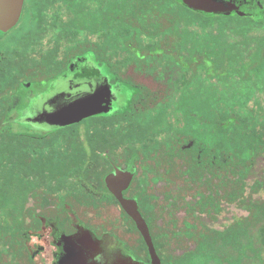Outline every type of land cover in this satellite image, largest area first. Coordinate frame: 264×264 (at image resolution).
I'll list each match as a JSON object with an SVG mask.
<instances>
[{"label":"flooded vegetation","instance_id":"af4514ba","mask_svg":"<svg viewBox=\"0 0 264 264\" xmlns=\"http://www.w3.org/2000/svg\"><path fill=\"white\" fill-rule=\"evenodd\" d=\"M86 1L87 4L84 9L90 18L89 20L95 21L96 16L98 20H103L105 16V0ZM158 1L166 3L172 1L185 5L183 0ZM214 1H218L224 5L225 10L215 12V14L221 15L236 14L245 16L241 15L239 10L242 11L247 5L253 6V2L250 0ZM258 1L264 4L263 0ZM70 4L72 3L69 0H32V2L24 0L19 18L23 16L27 18V15H32L34 12L39 15L38 10L40 9L41 16L39 19L42 26L51 17L52 19L57 17L58 19L67 20L72 17V7L69 6ZM43 14L44 16H42ZM29 23L28 28L24 30L18 28L19 36H23L29 31V28L33 25L31 19ZM16 25L7 31L0 30V37L10 33ZM44 32L47 35L39 40L40 44L36 46L37 49L50 48L55 43L56 31L49 28L44 30ZM84 32L85 36L83 38ZM84 32L78 36L79 39L75 45L71 43L72 41L66 43L69 51H72L74 46H77V49L83 50V52L69 57L65 67L58 70L53 76L38 78L33 81H22L12 95L13 100L11 104L7 107L6 115L14 117L13 121H10L11 124L8 125L9 130L41 138L61 127L67 128L65 189L52 192L36 180L35 182H31L29 186V191L33 189V193L36 195L33 204L27 205L28 203H23L21 206L22 212H36L33 220L30 217L26 219V228L21 231L23 244L27 251L26 264H152L147 245L140 231L137 229L135 221L122 208L119 200L107 184L106 178L115 175L117 171L132 174L131 181L122 189L121 194L124 198L136 202L138 210L148 226L159 264H194L195 262L192 259L196 258L197 261V258L200 256L192 251L194 250L192 248H195L196 251L200 248L201 242L195 236L197 232L210 235L213 237V242L218 240L221 244L229 245L228 247L231 248V242L234 237L232 234L227 235V233L236 221H230L222 229H218L214 225V222H216L215 218L217 219L218 215L222 212V205H234L242 209L248 208V196L252 188L258 187L257 189H259L261 187V182L255 181L252 183V187L247 186L245 182L247 168L241 180L236 179L238 178L237 174H234L233 177L229 176L230 172H232L231 163H229L226 172H223L221 167L218 169L216 166V156L212 157L210 166L205 164V171L203 175L199 176L196 172L201 170L200 157L196 158V161L199 163L193 167L190 165L192 159L186 155V153H190L189 148L193 146L196 141L195 139L189 142L188 145H186L185 137H181L180 140L165 142L163 151L159 152L156 157H153L149 167H146V176H148L146 182L149 181L150 183H146V185H141L143 184L141 183L137 187L134 185L136 177L139 175L145 176V174H142L143 166L137 162H135L137 164L134 166V158L132 159L133 161H129L130 165H128V162H125L124 166H121L118 163L119 159L111 157L109 153L110 149L102 133L105 129L116 124L99 126L96 132L97 141L89 142L82 140L80 142L87 149L90 146L94 148L93 151L89 149L87 151V153L91 154L88 157L90 163L87 166L91 172L81 175L84 179L90 180L88 185L89 191L83 194L79 191L74 192L73 190H69V177L71 178L69 174V144H79L78 142L69 143V126L73 127V130L78 129L81 131L85 128L83 120L86 118L92 116H110L124 112L137 91L143 88L133 91L129 86L124 97L118 96L119 94L116 92L117 87H121L122 89L124 88L122 86H128L129 82L118 76L114 70L116 75L113 76L110 69L106 68L108 64L105 57L104 25L101 23L97 31L93 27L92 30ZM78 44H81L82 47H79ZM59 58L64 60V54L61 53ZM69 81L108 85L111 90V96L107 103L108 110L101 111L65 126L49 124L44 119L41 106L43 100L46 96L57 91L61 84ZM144 97L150 100L157 98L154 93L142 94V98ZM103 105L105 106L106 104ZM196 119L198 121L196 122L200 125V116L196 115ZM207 127L209 128V126H206L205 130H207ZM210 128L214 130V126ZM92 131L95 133L96 130ZM197 140L203 144H209L202 141L201 138H197ZM179 148L182 149L181 153L178 151L180 157L170 158L168 156V154L175 152L172 149L178 150ZM106 161L109 163L108 165H106ZM49 164L51 165V163ZM157 165L162 166L158 167ZM139 168L141 173H137ZM34 172L37 179H40L43 174L45 176L51 175L48 169H45L44 173H42V163L39 160H34ZM192 172L194 173L193 176H191ZM141 179L144 178H138V180ZM176 179L177 183L180 182L179 184L173 183V180ZM143 181L145 180L140 182ZM153 183H163L165 185L158 205L154 204ZM192 185L195 187L194 197L191 195L189 199L186 197L187 187ZM27 196L31 197V192H28ZM178 210L184 211L185 216L183 218L188 217L196 220L199 229L197 232L193 231L195 238H191L188 232L192 230L194 221H188V226L183 227L185 226V222L180 221L176 217ZM106 211H115L118 214L112 221L101 222L77 215L79 212L96 214L106 213ZM47 212L51 214H47ZM241 225H244L243 222ZM5 233L8 236V229ZM140 238H142L145 244L146 252L140 244ZM193 239H195L194 245L197 247L193 245L187 248L186 243L191 244L190 241ZM236 240H239L238 237H236ZM241 240L246 242V238L242 237ZM204 241L207 242V240H203L202 242L206 243ZM247 248L245 246L242 249L246 250ZM4 252L6 251L0 248V264L9 263L8 252Z\"/></svg>","mask_w":264,"mask_h":264},{"label":"trees","instance_id":"16d2710c","mask_svg":"<svg viewBox=\"0 0 264 264\" xmlns=\"http://www.w3.org/2000/svg\"><path fill=\"white\" fill-rule=\"evenodd\" d=\"M27 1L32 2V0ZM69 2L72 3L69 5L72 7L70 19L63 20L57 17L52 19L51 17L42 26L39 19L41 10L39 9V15L35 12L32 15H27L33 25L25 35L19 36L18 29L14 27L10 33L0 37V208L2 209L8 207V209L12 208V210L18 211L19 208L20 210L23 203H12V201L24 199L27 194L24 189L29 183L36 180L52 192L65 189L67 128L61 127L47 136L37 138L9 130L8 125L11 124L10 121H13V117L7 116L6 111L13 100L12 95L22 81H33L53 76L58 70L65 67L69 57L83 52V50L77 49V46L69 51L66 43L72 41L71 43L75 45L79 39L78 36L84 31L92 30L93 27L97 31L102 23L105 28L107 44H119L121 49L125 48L130 52L129 47L135 43L142 48V52L169 56L179 63L182 61L193 72L195 65L200 62L209 74H220L224 71L234 72L241 79L246 78L248 70L257 69L259 61L264 56V42H260L250 52L252 57L248 62L233 64L232 58H227L226 50L222 52L213 50L216 38L209 33V30L214 27L228 26L245 39L252 30H258L264 26V13L260 19H254L248 15L204 13L172 1L166 3L158 0H105L104 19L98 20L96 16L95 21H90L84 9L87 4L86 0H69ZM49 28L57 33L53 47L37 49L36 46L40 44L39 40L47 35L44 30ZM235 44L245 45L240 42ZM78 45L82 47L81 44ZM184 47L188 50H184ZM61 53L64 54V60L59 58ZM109 53V51H105L106 61L110 59ZM145 93L151 92L145 88L139 89L124 112L84 119V130H73V127L69 126V143H79L69 144V174L71 175L69 190L79 191L83 194L89 191L90 180L84 179L81 175L91 172L87 167L90 163L88 157L91 154L87 151L88 149L93 151L94 148L90 146L87 149L80 142L82 140L97 141L96 132L99 126L128 123L135 116L149 109L151 104L155 105L159 101L158 97L152 100L146 97L142 98V94ZM216 122L218 134L222 135L224 140H217L214 146L203 144L195 138V143L189 148L190 153H186L188 158L192 159L190 165L197 166L199 162L196 161V158L200 157L201 170L196 173L201 176L205 171V164L210 166L212 157L216 156L215 163L218 169L221 167L223 172H226L229 163H232L233 173L238 175L236 179L241 180L246 171L245 159L248 158L246 151L248 153L251 149L258 147L259 143L264 142L262 135L253 128L250 131L238 129L236 126L238 123L247 126L246 117L243 118L240 115L219 111ZM92 130H96L95 133ZM230 140L234 141L235 146H227L226 141ZM172 151L175 152L168 154L170 158L180 157L178 151L181 153L182 149H172ZM230 156L235 158L233 162L229 160ZM34 160H39L42 163V173L48 169L51 175L43 174L40 179H37L34 172ZM108 164L106 161V165ZM157 166L161 167L162 165ZM193 174L192 172L191 176ZM15 190L17 193H14ZM8 224L10 245L12 238L21 235L22 230L20 226L9 221ZM260 227L259 233L255 235L264 246V226ZM140 244L146 252L142 238H140Z\"/></svg>","mask_w":264,"mask_h":264},{"label":"rangeland","instance_id":"374dc122","mask_svg":"<svg viewBox=\"0 0 264 264\" xmlns=\"http://www.w3.org/2000/svg\"><path fill=\"white\" fill-rule=\"evenodd\" d=\"M250 1L253 2V6L247 5L242 11L239 10V13L260 19L264 13V4L258 0ZM19 19L18 23L16 22L17 25L15 24L16 29L28 28L30 25L29 18L23 16ZM209 33L216 38L212 47L213 50L215 52L226 50L227 58H232V63L236 65L248 62L252 57L250 52L260 42H264V26L258 30H252L245 39L237 32H233L232 27L228 28V26L224 28L214 27L209 30ZM84 34L85 32L83 38ZM106 42L105 39V49L110 52V59L106 61L108 64L106 68L110 69L113 76L117 74L129 82L128 86L124 85L122 89L116 86L118 96L124 97L128 91L127 88L130 86L133 91L143 87L154 93L159 99L155 105L153 104L128 123L116 124L105 129L102 133L110 149L111 157L119 159L118 163L121 166H124L125 162L130 165L129 161L133 158L135 160H132L134 166L137 163L143 166L142 174L145 176L136 177L134 185L137 187L141 183H143L141 185L150 183L149 181L146 182L148 179L146 167H149L153 157L163 151L165 142L180 140L181 137H185L186 145L195 138H201L205 143L215 145L217 140H224V137L218 134V124L215 121L219 111L246 117L247 126L238 123L236 124L238 129L250 131L253 128L261 133L264 140V56L259 61L257 69L248 70L246 78L241 79L234 72L224 71L220 74H209L200 62L195 63L197 65H195L193 72L182 61L179 63L169 56L142 52V48L135 43L131 44L129 52L128 49H121L119 44H107ZM238 42L245 43V45L235 44ZM184 50L188 49L184 47ZM196 115L201 118L200 125L197 123ZM206 126H209L206 128L207 130H205ZM212 126H214L213 131L210 128ZM226 144L230 147L235 146L234 141L231 140L226 141ZM246 155L248 158L245 159L247 168L245 182L247 186L252 187L253 182L259 181L261 187L259 189H257L258 187L252 188L248 196V208L242 209L234 205H222V212L217 219L215 218L216 222H214L216 228L222 229L228 222L236 221L227 233V235L232 234L234 237L231 248L228 247L229 245L221 244L218 240L213 242V237L210 235L198 233L199 228L196 220L188 217L183 218L185 216L184 211L178 210L176 213V217L185 222L183 227H187L191 220L194 221L192 230L188 231L189 236L191 238L196 236L201 242L198 251L192 248L195 254L200 255L197 261L196 258L192 259L194 264H264V246L255 235L259 233V227L264 226V142L259 143L258 147L251 149L248 153L246 151ZM228 158L232 162L235 159L231 156ZM231 165L232 172L229 176L233 177L235 173H233V164L231 163ZM137 173H141L140 168ZM138 178L144 179L138 180ZM142 180L145 181L140 182ZM173 183H177V179L173 180ZM29 185L31 184L29 183ZM29 185L24 190L27 194L31 192L32 196L28 197L26 194V197L21 201L13 200L12 203L33 204L36 195H34L33 189L29 191ZM193 185L187 187L186 197L189 199L191 195L194 197L195 187ZM164 186L163 183H153L152 192L155 195L154 204L156 205L160 203ZM14 193H17V190ZM57 203L59 204V202ZM35 213L34 211L22 212L21 206L18 211L12 210V208H0V248L6 251L4 253L8 252V264H26L27 262V251L21 235L12 238L9 245L10 237L9 234L6 236L5 233L7 229L9 233L8 221L20 226L22 230L26 228V219L30 217L33 220ZM47 214L51 213L47 212ZM117 214L115 211H106V213L96 214L79 212L77 215L101 222L112 221ZM242 222L243 226L241 225ZM193 231H196L197 235L194 236ZM236 237L239 240H236ZM242 237L246 238V242L241 240ZM194 240L190 241L191 244L187 242L186 247H192L195 244ZM203 240H207V242L204 241L206 243H203ZM245 246L248 248L243 250L242 248Z\"/></svg>","mask_w":264,"mask_h":264},{"label":"water","instance_id":"95a60500","mask_svg":"<svg viewBox=\"0 0 264 264\" xmlns=\"http://www.w3.org/2000/svg\"><path fill=\"white\" fill-rule=\"evenodd\" d=\"M23 1L0 0V30L7 31L16 24L21 15ZM183 2L189 8L204 13H215L225 8L222 3L214 0H183ZM110 96L111 90L108 85L65 82L59 86L57 91L46 96L43 100L41 106L44 119L49 124L57 126L75 123L83 118L108 110L107 103ZM130 179L131 174L121 171H117L115 175L106 178L109 189L115 194L126 213L135 221L137 229L147 245L152 264H159L148 226L141 216L136 202L124 198L121 194L122 189L126 187Z\"/></svg>","mask_w":264,"mask_h":264}]
</instances>
